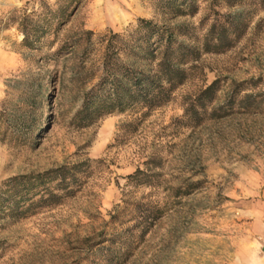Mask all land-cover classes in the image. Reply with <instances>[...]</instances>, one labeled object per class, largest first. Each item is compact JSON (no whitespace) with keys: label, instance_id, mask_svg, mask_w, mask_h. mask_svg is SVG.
Segmentation results:
<instances>
[{"label":"rangeland","instance_id":"374dc122","mask_svg":"<svg viewBox=\"0 0 264 264\" xmlns=\"http://www.w3.org/2000/svg\"><path fill=\"white\" fill-rule=\"evenodd\" d=\"M24 9L44 24L35 48ZM140 19L192 48L187 78L160 107L84 126L110 32L126 39ZM84 160L56 204L0 201V264H264V0H0V185Z\"/></svg>","mask_w":264,"mask_h":264},{"label":"trees","instance_id":"16d2710c","mask_svg":"<svg viewBox=\"0 0 264 264\" xmlns=\"http://www.w3.org/2000/svg\"><path fill=\"white\" fill-rule=\"evenodd\" d=\"M14 14L9 17L12 22L17 18ZM34 15L24 9L19 18L22 44L28 48H35L44 32L43 22ZM231 27L230 24L213 26L208 34L213 46L228 35ZM191 50L190 46L178 41L169 29L158 31L147 19H140L135 31L129 33L126 39L110 32L102 53L99 78L85 94L78 111L84 126L113 111L121 112L137 105L147 109L160 107L175 87L187 78L188 70L184 65L192 54ZM217 90L216 81L207 85L196 103L202 106L210 103L215 99ZM38 91L39 86L34 82L23 88L24 99L30 107L35 104ZM250 97L251 94H245L239 101L246 102ZM126 125L132 124L128 122ZM86 161L89 160L9 177L0 185V201L8 202L7 209L11 214L25 213L31 206L56 204L63 194L71 192L78 165L80 172ZM139 173L142 171L137 169L133 175Z\"/></svg>","mask_w":264,"mask_h":264},{"label":"crops","instance_id":"0c3cea01","mask_svg":"<svg viewBox=\"0 0 264 264\" xmlns=\"http://www.w3.org/2000/svg\"><path fill=\"white\" fill-rule=\"evenodd\" d=\"M261 226H262V230H263L262 235H263V241H264V222H262Z\"/></svg>","mask_w":264,"mask_h":264}]
</instances>
